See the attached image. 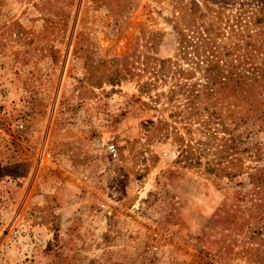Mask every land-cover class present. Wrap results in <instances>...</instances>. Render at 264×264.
Segmentation results:
<instances>
[{"label":"rangeland","instance_id":"obj_1","mask_svg":"<svg viewBox=\"0 0 264 264\" xmlns=\"http://www.w3.org/2000/svg\"><path fill=\"white\" fill-rule=\"evenodd\" d=\"M0 264H264V0H0Z\"/></svg>","mask_w":264,"mask_h":264},{"label":"built area","instance_id":"obj_2","mask_svg":"<svg viewBox=\"0 0 264 264\" xmlns=\"http://www.w3.org/2000/svg\"><path fill=\"white\" fill-rule=\"evenodd\" d=\"M106 151H107L109 156H111L113 158L117 157V151H116V148L113 144L108 145Z\"/></svg>","mask_w":264,"mask_h":264}]
</instances>
